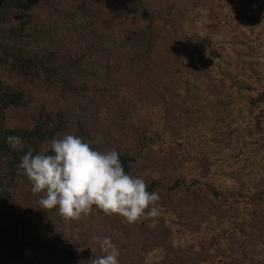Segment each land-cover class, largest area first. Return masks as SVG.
<instances>
[{"label":"trees","instance_id":"trees-1","mask_svg":"<svg viewBox=\"0 0 264 264\" xmlns=\"http://www.w3.org/2000/svg\"><path fill=\"white\" fill-rule=\"evenodd\" d=\"M67 134L159 214L41 209L18 165ZM94 236L119 264H264V0H0V264H91Z\"/></svg>","mask_w":264,"mask_h":264},{"label":"clouds","instance_id":"clouds-1","mask_svg":"<svg viewBox=\"0 0 264 264\" xmlns=\"http://www.w3.org/2000/svg\"><path fill=\"white\" fill-rule=\"evenodd\" d=\"M6 139L13 149L22 143L18 136ZM18 170L31 183L32 193L40 194V208L57 209L65 221L88 215L93 206L128 223L159 214L158 192H149L143 178L126 174L116 150H95L72 134L52 139L39 154L29 150ZM93 240L104 254L91 264H119L120 253L110 237L94 236Z\"/></svg>","mask_w":264,"mask_h":264},{"label":"rangeland","instance_id":"rangeland-1","mask_svg":"<svg viewBox=\"0 0 264 264\" xmlns=\"http://www.w3.org/2000/svg\"><path fill=\"white\" fill-rule=\"evenodd\" d=\"M255 49V48H254ZM256 52H258V50L255 49Z\"/></svg>","mask_w":264,"mask_h":264}]
</instances>
